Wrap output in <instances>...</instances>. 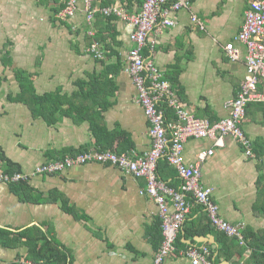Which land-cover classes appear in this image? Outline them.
<instances>
[{
	"label": "crops",
	"instance_id": "0c3cea01",
	"mask_svg": "<svg viewBox=\"0 0 264 264\" xmlns=\"http://www.w3.org/2000/svg\"><path fill=\"white\" fill-rule=\"evenodd\" d=\"M251 1L193 0L189 10L173 14L176 25L151 34L156 43L152 50L150 46L143 49V55L171 82L179 101L198 117L218 120L229 114L225 103L238 94L246 74V51L237 41L242 54L232 61L225 45L239 33ZM143 2L99 0L96 4L102 8L121 3L129 12H136ZM61 3L0 0V35H8L11 57V63L3 58L4 42L0 56V170H8L2 156L16 162L20 171H29L38 164L83 151L134 156L152 145L150 122L126 70L133 27L117 17L106 24L107 16L101 13L90 24L83 0H78L74 16L63 19L60 10H55ZM192 13L204 29L192 21ZM100 32L107 37V42L97 41L106 53L102 60L90 51L96 41L91 40ZM110 64L115 67L110 68ZM19 70L27 72L38 95L50 93L54 99H65L56 103L60 108L53 116L38 114L36 105L35 115L30 103L11 98L22 91L16 74ZM107 80L113 81V90ZM88 88L94 90V96L85 93ZM164 104L167 121L175 122V110ZM86 109L89 116L82 118L80 113ZM91 114H102L112 141H97L102 139V128L95 132L93 125L102 121L96 122ZM243 127L252 139L253 156L246 155L232 136L225 137L223 146H216L209 138H191L184 154L186 161L194 162L200 151L215 148L202 163V183L214 187L222 217L257 231L264 228V215L254 211L261 174L258 156L264 157V101L248 105ZM172 167L163 165L161 171L166 181L178 187L181 179ZM25 182L34 200L26 198L27 189L17 192L13 183L0 182V228L7 231V236L0 235V264L33 260L28 246L16 236L34 226L66 251L68 264L154 263L161 219L156 201L141 192L146 187L144 177L112 163L92 161L58 173L39 174ZM63 202L72 210L66 211ZM203 216H207L205 209L192 202L181 243L176 242L165 264H200L186 255L192 245H206L217 255L220 243L214 232L186 236V229ZM249 254L250 249L229 261L247 264Z\"/></svg>",
	"mask_w": 264,
	"mask_h": 264
},
{
	"label": "built area",
	"instance_id": "2783aa9c",
	"mask_svg": "<svg viewBox=\"0 0 264 264\" xmlns=\"http://www.w3.org/2000/svg\"><path fill=\"white\" fill-rule=\"evenodd\" d=\"M99 0H83V11L87 21L92 24L97 13L114 16L130 24L133 30L130 39L133 42L127 57L126 70L130 74L138 92L145 115L150 122L151 147L141 155L118 154L112 151L88 150L67 155L58 160L36 165L29 171L0 170V182L19 183L39 174H53L75 165L92 161L118 165L128 173L146 179V187L141 191L156 201L159 207L163 241L156 253L153 264H165L167 257L176 249V242L191 211L192 199L207 212L215 227L236 238L245 245L246 225L231 222L220 214V206L214 196V187L202 183V163L214 154L215 148L202 150L197 160L188 162L185 158V145L191 138H209L216 146L225 145V137L232 136L242 145L246 155L253 156V142L247 135L243 123L248 105L264 101V0H252L245 14V20L235 39L225 45L227 56L232 61L240 59L242 50L236 45L239 41L246 51V74L241 82L238 94L227 100L225 107L229 114L218 120L198 117L188 110L176 97L171 82L164 72L143 55V49L155 46L151 34L161 33L165 28L177 24L175 12L190 9L193 0H144L141 9L129 12L121 3L103 6ZM78 0H67L66 6L59 11L60 18L74 16L78 11ZM192 21L205 28L195 13ZM97 58L105 53L99 42L90 46ZM162 103H168L177 115L175 122L167 121ZM167 159L178 172L181 183L172 186L158 173L159 161ZM186 255L195 263L215 264L211 258V249L206 246L192 245ZM23 264H46L44 261L25 260Z\"/></svg>",
	"mask_w": 264,
	"mask_h": 264
},
{
	"label": "trees",
	"instance_id": "16d2710c",
	"mask_svg": "<svg viewBox=\"0 0 264 264\" xmlns=\"http://www.w3.org/2000/svg\"><path fill=\"white\" fill-rule=\"evenodd\" d=\"M67 0H62V3L55 7L56 11L61 10L66 6ZM103 6V5H102ZM114 16H107V22L106 24H109L108 22L113 18ZM116 18V17H115ZM99 20V19H98ZM101 21V20H99ZM103 21V20H102ZM110 30L112 27L107 26V29ZM102 32L97 33V35L94 37L92 41H99L101 43L107 42V37H105ZM110 47V44L107 45ZM107 52V51H106ZM105 53V50H104ZM117 53V51L115 52ZM106 54V53H105ZM108 55H111L109 53ZM106 56V55H105ZM5 60H8V62L11 63L10 60V47L5 45V52H4V57ZM102 60V59H101ZM7 62V61H6ZM103 62V61H102ZM119 63V64H118ZM117 67L120 66V59H118L116 63ZM115 67L114 64H110V68ZM16 74L18 75V80L21 81V87L22 91L18 93L17 96L11 97L13 100H24L28 103H30L31 108L33 110V113L37 115V113H41L43 116L46 114H50V116H53L57 110H59L60 107L56 103H62L65 101L63 98L59 99H54L52 97L53 94H43V95H38L36 92H34L33 86L30 83V80H28L29 76L27 75V72L24 70H19L16 71ZM107 84L112 85V90H113V81L107 80ZM94 90L87 89L85 90L86 94H89L91 96H94ZM31 93V94H30ZM106 101V100H105ZM97 102V97H95V104ZM109 103V102H108ZM49 104H56L55 106L49 105ZM36 105V111L35 109ZM99 105V104H98ZM108 105V104H107ZM165 105V104H164ZM167 105V104H166ZM82 110V109H81ZM35 111V112H34ZM72 111V109H71ZM167 111V110H166ZM66 112L63 110V113ZM82 118L88 117L87 109L85 112L80 113ZM93 119L97 122L98 120L101 119V124H98V122L93 125V129L95 132L98 131V128H102V139L97 138V141H112L113 137L111 132L106 128L105 122L103 119L102 114L99 115V117H95V115L91 114ZM259 155V154H258ZM6 160L7 167L6 171H15L18 170L20 171L21 169L19 168V165L16 162L10 161L8 158L5 156H2ZM63 158V157H62ZM259 162V169H260V177L258 179V200H256L255 205H254V211L257 214H262L264 215V157H260ZM165 165L166 167H172L167 159H161L159 161V166H158V173L159 175L164 178L165 180L167 177H165L161 171V166ZM173 171H175L177 174V170L172 167ZM171 172V171H170ZM14 189L17 192L23 191L27 189L28 191L26 192V198L29 200H34L32 198L29 189L27 188L29 185L28 182L22 181L19 183H13ZM192 202H195V200L192 199ZM63 207L66 211H71L72 207L68 205L67 202H63ZM207 214V212H206ZM161 219V218H160ZM162 221L160 222L161 226ZM183 229V228H182ZM182 231V230H181ZM181 231L178 236L177 242L181 243ZM208 232H214L216 234V238L220 243V247L218 248L217 255L214 256L215 252L211 250L212 253V259L214 260L215 264H218L222 262L223 260H231L234 255H240L242 256L247 250L250 249V254L248 257V263L247 264H264V228L260 230H253L250 228H247L244 231L245 235V240H246V245L240 244V242L236 238L229 237L226 233L223 231L218 230L215 225L212 223L211 219L209 218L208 214L207 216H203L196 220L194 224L186 229V236L187 237H193L194 235H206ZM0 235L1 236H7V231H5L3 228H0ZM16 238H20L24 244L28 246L29 249V257H31L33 260L36 261H44L46 264H68V255L64 249H62L57 243H54L50 240L47 239V236L45 233L41 230L40 227L34 226L32 228L27 229L26 231L20 232ZM15 241V240H14ZM163 241V233H162V226L160 229V245ZM177 244V243H176Z\"/></svg>",
	"mask_w": 264,
	"mask_h": 264
},
{
	"label": "rangeland",
	"instance_id": "374dc122",
	"mask_svg": "<svg viewBox=\"0 0 264 264\" xmlns=\"http://www.w3.org/2000/svg\"><path fill=\"white\" fill-rule=\"evenodd\" d=\"M7 39H8V35L6 34L5 36L2 34V35H0V56H1V50H2V47H3V44H4V42H5V45H7V46H10L9 44V42L7 41ZM91 88V87H90ZM89 89V88H88ZM176 95V94H175ZM246 245V244H245Z\"/></svg>",
	"mask_w": 264,
	"mask_h": 264
},
{
	"label": "water",
	"instance_id": "95a60500",
	"mask_svg": "<svg viewBox=\"0 0 264 264\" xmlns=\"http://www.w3.org/2000/svg\"><path fill=\"white\" fill-rule=\"evenodd\" d=\"M204 238H209V237H204ZM219 264H232L229 260H224L220 262Z\"/></svg>",
	"mask_w": 264,
	"mask_h": 264
}]
</instances>
